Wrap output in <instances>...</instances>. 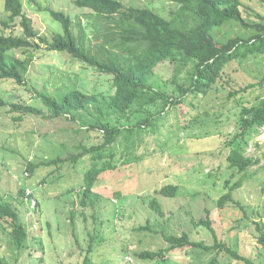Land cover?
Returning <instances> with one entry per match:
<instances>
[{"label":"rangeland","instance_id":"rangeland-1","mask_svg":"<svg viewBox=\"0 0 264 264\" xmlns=\"http://www.w3.org/2000/svg\"><path fill=\"white\" fill-rule=\"evenodd\" d=\"M21 1L39 38L31 40V47L9 51L21 59L31 57L25 84L0 80V96L8 103L0 106V204L10 203L16 209L27 239L20 249L16 248L8 221L0 219V260L5 264H209L216 256L220 264H231L230 255L217 248L175 249L166 254V259L157 261L135 255L142 250L162 249L166 246L163 235L180 236L183 232L193 241L213 245L210 231L197 225L208 217L216 240L237 249L254 264H264V248L257 240L260 232L264 235V125L235 143L244 155L258 159L256 164L246 173H239L226 161V142L237 131L241 108L264 98V54L231 61L224 67L223 80L213 88L178 97L179 103L163 111L159 103L149 107L148 112H132L129 120L111 116V123L125 126L147 116L150 120L137 128L136 135L125 139L123 132L115 143L101 150L106 155L103 160L116 167L99 176L94 189L99 199L95 207L84 208L85 215L81 216L84 174L96 161L90 154L72 161L71 155L80 153L81 145H99L102 131L81 126L65 116L28 115L10 105L31 104L47 115L38 91L51 92L47 94L59 101L72 89L104 96L114 92L111 74L98 72L65 51H52L41 42H50L53 33L63 32L48 8L68 15L76 38L82 37L95 50L96 45L117 40H110L113 35L107 37L105 19L76 6L73 0ZM240 1L245 21L264 23V4L258 0ZM123 3L126 7H149L165 18H170L171 11L178 7L169 0ZM19 21L8 20L4 0H0V35L23 36ZM114 31L119 29L115 27ZM252 34L253 29H244L232 20L211 32L218 45L237 35L247 38ZM190 68L191 64L171 66L162 62L154 69L151 85L171 93L173 79L183 83ZM250 83L256 86L238 91ZM233 91L238 92L227 98ZM84 114L88 121L94 120L89 113ZM59 158L65 161L56 162ZM27 162L36 165L32 174L25 170ZM239 179L241 186L232 191L234 201L218 207V198ZM165 184L178 185L175 197L156 192ZM21 187L26 188L25 195L19 193ZM152 197L157 199L162 215L149 207ZM147 223L148 230H137ZM92 235V262H86Z\"/></svg>","mask_w":264,"mask_h":264},{"label":"trees","instance_id":"trees-1","mask_svg":"<svg viewBox=\"0 0 264 264\" xmlns=\"http://www.w3.org/2000/svg\"><path fill=\"white\" fill-rule=\"evenodd\" d=\"M169 1L176 3L178 7L176 10L171 11L170 18H165L146 6L126 7L123 0H73L76 6L87 8L96 17L105 19L108 24L106 30L109 31L106 34L107 37L113 35L110 40H117V43L103 42L96 45V50L91 47L90 43H84L82 37H79L80 40L76 38L71 30L72 21L68 15L62 11L47 9L51 17L60 22L63 32L62 34L53 33L50 42L40 39L41 42L47 43V48L52 51H65L71 57L88 64L98 72L113 76L114 92L108 96L72 89L66 92L59 101L52 95L47 94L51 92L38 91L37 96L47 108V115L44 114L41 108L34 107L31 104L13 103L10 105L13 110L28 115L36 113L48 118L65 116L70 121L80 123L81 126L92 129L98 128L102 131V142L99 145L90 147L81 145L82 151L71 155L72 161L85 154H90L96 161L84 174V185L79 199L81 216L85 215L84 208L95 207V203L99 199V193L94 190L99 176L106 170H113L116 167L111 162L103 160L106 155H103L101 150L115 143L123 132L125 139L131 138L134 134L136 135L137 128H143L150 120V117L147 116L133 125L125 126L111 123L109 120L111 116L115 115L117 119L129 120L132 112H148L149 107L156 106L159 103H161L163 111L169 105L179 103L178 97H185L189 93H205L213 88L223 80L224 67L231 61L264 54V23H248L245 21L241 13L240 0ZM258 1L264 4V0ZM4 11L8 13L9 21L19 18L23 36L0 35V80L11 79L19 85H24L31 64V57L21 59L13 56L9 51L33 46L34 43L31 40L38 39L39 34L33 29L31 18L25 14L21 0H4ZM189 16H191L190 19H188ZM231 20L237 22L244 29H253V34L247 38L237 35L220 45L216 44L211 32ZM3 23L6 25L5 22ZM111 23L113 24L111 25ZM115 27L119 29L118 32L114 31ZM162 62L171 66L191 64L183 83L175 82L176 79H173L174 86L171 93L167 89L162 90L151 85L154 69ZM254 86H256L255 83H250L238 91H246ZM238 91L229 92L227 98L235 95ZM0 106H8L7 101L1 96ZM84 112L89 113L94 120L88 121V115H83ZM147 114L149 115V113ZM237 122V131L226 142L229 148L226 161L229 168L235 169L239 173H246L249 167L259 160L244 155L242 149L235 146V143L264 125V98L258 100L257 104L244 105L239 112ZM109 156L113 158L112 153H109ZM55 161L65 160L59 158ZM28 162L25 170L27 173L32 174L36 165ZM99 162L100 165H98ZM228 183L230 182L227 181L226 184ZM241 184L242 181L239 179L229 185L227 191L218 198V207L222 208L228 202H233L232 191L239 188ZM178 190V185L165 184L156 189V192L167 197H175ZM19 193L25 195L26 188L21 187ZM119 195V193L116 194V196ZM94 198L97 200L94 201ZM235 204L238 203L235 202ZM34 206V209H37V201ZM149 207L162 215V209L155 197H152L149 201ZM0 219L8 221L12 242L16 248L20 249L27 239V232L19 213L10 203H1ZM197 225L206 227L210 231L214 237L213 245L193 241L186 232H183L180 236L163 235L166 246L162 249L156 251L142 250L136 252L135 255L140 259L157 261L159 258L166 259V254L175 249L191 247L208 251L211 248H217L219 252L225 251L228 253L233 262L254 264L249 257L239 254L237 249H232L216 240L215 230L211 226L208 217L200 219ZM148 228L149 224L147 223L144 226L137 227V230H148ZM90 240L88 257L85 256L86 262L87 260L92 262L89 253L93 250L91 245L94 240L93 235ZM257 240L264 248L263 233H259ZM0 264H5L2 259ZM209 264L220 263L216 256H213Z\"/></svg>","mask_w":264,"mask_h":264}]
</instances>
